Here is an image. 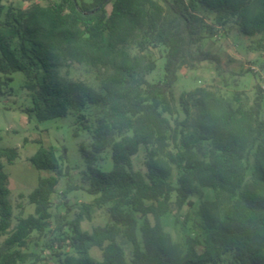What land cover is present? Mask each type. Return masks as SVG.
Listing matches in <instances>:
<instances>
[{"label": "trees", "instance_id": "trees-1", "mask_svg": "<svg viewBox=\"0 0 264 264\" xmlns=\"http://www.w3.org/2000/svg\"><path fill=\"white\" fill-rule=\"evenodd\" d=\"M4 1L0 87L23 72L33 117L73 114L91 141L80 145L79 182L66 146L58 155L36 141L29 161L51 175L40 176L27 196L35 207L27 217L22 205L15 215L4 166L20 157L19 148L0 146V264H49L46 252L57 264H264L263 85H255L251 105L242 91L231 99L206 86L179 98L174 91L183 68L208 61L221 69V58L203 48L207 38L236 30L259 37L264 49V0H37L26 9ZM158 48L164 76L153 83L147 77L158 67ZM77 65L95 71L96 86L69 76ZM96 108L100 115L93 117L88 111ZM106 152L110 169L99 165ZM141 153L143 170L134 164ZM63 178L62 197L86 191L108 206L111 222L83 231L91 204L72 220L68 213L53 216ZM196 206L199 235L176 240L163 217L187 224L191 217L183 212ZM119 237L130 242V255ZM94 247L101 261L91 255Z\"/></svg>", "mask_w": 264, "mask_h": 264}, {"label": "rangeland", "instance_id": "rangeland-1", "mask_svg": "<svg viewBox=\"0 0 264 264\" xmlns=\"http://www.w3.org/2000/svg\"><path fill=\"white\" fill-rule=\"evenodd\" d=\"M37 0H5L6 6L15 8H28ZM46 5L44 0L38 1ZM259 37L251 38L239 35L236 30L230 34H220L214 38H207L203 42V48L211 51L221 58V69L217 70L213 63L201 62L194 70L183 68L179 71V79L174 91L179 98L183 92L190 91L198 86L212 87L220 94L231 99L237 91L244 93L243 98L251 105L254 101L256 90L255 85L261 84L264 87V49L257 46ZM158 67L147 79L156 83L164 76V53L162 48L153 50ZM253 69L255 72H248ZM69 76L74 79L85 81L96 86L95 71L87 66H72L69 69ZM2 80L4 76L0 75ZM13 80L0 87V146L19 148L20 157L13 164L4 163L5 171L10 177L11 200L15 206V215H19L23 206V215L27 217L34 214L35 207L27 201V196L33 192L38 185L40 176H50L49 172L38 171L29 161L41 141L45 147H54L58 155L62 152V147L68 148L69 164L75 182L80 181V172L85 168V162L80 151L81 143L88 144L91 139L87 129L77 121V117L70 114L67 117L57 118L49 121L38 122L30 113L32 108V97L25 88L26 75L23 72H16L12 75ZM93 117L100 115L99 109L88 111ZM32 116V118H31ZM27 139V140H26ZM25 140L27 142H25ZM145 157L143 153L134 158L136 169H144ZM99 165L104 169L111 168V155L106 152L101 155ZM67 179L63 178L57 187V192L53 196V206L51 212L53 216L68 213V219L76 218L83 204H91L90 216L85 217L81 222V228L85 232H92L94 227L105 226L111 222L107 212V205H97L94 196L86 191L78 190L71 192L67 199L61 196L62 191L67 187ZM208 197L210 193L208 192ZM66 203V204H65ZM195 209H186L185 215L189 213L191 220L184 224L186 219L182 218L180 223H176L174 217L169 214L163 217L162 224L165 230L169 231L176 240L184 242L189 234L199 235V230L194 226L197 220ZM54 223V219L52 220ZM120 244L124 247L126 254L130 255L131 244L123 237H119ZM2 239L0 240V244ZM35 247L32 246L31 251ZM36 251H39L37 248ZM49 257V264H57L56 260L50 257L48 252L44 253ZM91 255L98 261L102 260V252L97 247L92 248ZM28 264H41L32 263Z\"/></svg>", "mask_w": 264, "mask_h": 264}]
</instances>
